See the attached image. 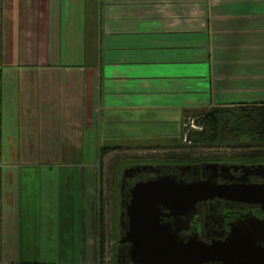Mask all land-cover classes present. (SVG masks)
Listing matches in <instances>:
<instances>
[{
	"label": "crops",
	"instance_id": "obj_1",
	"mask_svg": "<svg viewBox=\"0 0 264 264\" xmlns=\"http://www.w3.org/2000/svg\"><path fill=\"white\" fill-rule=\"evenodd\" d=\"M257 103L264 0H0V264H98L99 147Z\"/></svg>",
	"mask_w": 264,
	"mask_h": 264
},
{
	"label": "water",
	"instance_id": "obj_2",
	"mask_svg": "<svg viewBox=\"0 0 264 264\" xmlns=\"http://www.w3.org/2000/svg\"><path fill=\"white\" fill-rule=\"evenodd\" d=\"M201 133V129L187 127L185 140L187 135ZM145 168L129 167L126 172H140ZM213 197L258 203L264 211V185L216 184L210 179L184 183L170 174L136 182L125 207L128 230L118 237L116 264L123 259L122 243L125 242L129 243L128 259L136 264H264V247L257 244L255 222L232 227L222 241L205 243L196 236L181 240L169 224L160 220L165 215L163 211L173 218L186 216L197 202ZM119 217L121 221L122 211Z\"/></svg>",
	"mask_w": 264,
	"mask_h": 264
},
{
	"label": "flooded vegetation",
	"instance_id": "obj_3",
	"mask_svg": "<svg viewBox=\"0 0 264 264\" xmlns=\"http://www.w3.org/2000/svg\"><path fill=\"white\" fill-rule=\"evenodd\" d=\"M255 148H241V151L226 154L190 156L189 161L163 163L159 160H130L124 162L123 169L119 172L120 175L116 177L114 204L117 238L115 247L117 248L118 245V237L123 236L128 230V217L125 214V207L130 199V189L136 182L157 175L170 174L176 180L184 183L210 179L216 184L264 185V157H245L247 154H243ZM142 166L146 168L140 172H126L129 167ZM120 211L123 212L121 221ZM163 213L165 215L160 218L161 222L169 224L175 234L183 241L193 236L205 243L212 240L222 241L230 233L232 227L247 222H255L257 244L264 247V211L258 203H245L213 197L197 202L194 210L186 216L181 215L178 218H173L166 215L167 211H163ZM122 245H124L125 251L120 264H136L130 262L126 254L129 243L125 242Z\"/></svg>",
	"mask_w": 264,
	"mask_h": 264
},
{
	"label": "trees",
	"instance_id": "obj_4",
	"mask_svg": "<svg viewBox=\"0 0 264 264\" xmlns=\"http://www.w3.org/2000/svg\"><path fill=\"white\" fill-rule=\"evenodd\" d=\"M189 116L195 118V123L203 130L198 136L187 135V141L205 143L206 145L236 148H251L243 154L245 157H264V103L237 104L212 106L207 110L192 112ZM185 117V116H184ZM182 138V136H181ZM180 138V139H181ZM122 149L121 146H100L98 158L101 159L110 150ZM139 158V157H136ZM191 157L184 153H168L164 160L159 162L189 161ZM121 160H115L116 167ZM116 174V173H115ZM116 175L112 184V196L115 198ZM98 217V264H104V245L107 235L104 198L99 190ZM115 230V229H114ZM113 244L116 243V230L111 233ZM115 257V256H114Z\"/></svg>",
	"mask_w": 264,
	"mask_h": 264
},
{
	"label": "rangeland",
	"instance_id": "obj_5",
	"mask_svg": "<svg viewBox=\"0 0 264 264\" xmlns=\"http://www.w3.org/2000/svg\"><path fill=\"white\" fill-rule=\"evenodd\" d=\"M181 124V123H180ZM145 135V136H144ZM144 135L136 138H128L124 136H113L107 139L109 144H123L136 143L152 144L141 147L128 146L122 149L110 150L101 159V166L99 168L100 188L103 191V198L105 203V218L107 235L104 245V264H116L115 251L116 247L113 244L111 233L116 228L115 219V204L114 198L111 194L114 176H119V172L123 169V164L126 161L135 160H164L168 153L179 154L184 153L187 156H201L216 153H233L241 151V148L236 147H221L206 145L205 143H194L182 141V128L179 126L177 120H162L152 121L146 123V130ZM104 141V138H101ZM103 144V142H102ZM139 157V158H136ZM78 158V157H77ZM97 159L98 154H97ZM121 160L118 167L114 161ZM116 173V174H115ZM47 259V258H46Z\"/></svg>",
	"mask_w": 264,
	"mask_h": 264
},
{
	"label": "built area",
	"instance_id": "obj_6",
	"mask_svg": "<svg viewBox=\"0 0 264 264\" xmlns=\"http://www.w3.org/2000/svg\"><path fill=\"white\" fill-rule=\"evenodd\" d=\"M180 123H181L180 125L182 128V138H181L182 141H186L185 140V129L187 127L194 128V129H200L201 128L198 124L195 123V118L192 116L182 117ZM186 142H189V141H186Z\"/></svg>",
	"mask_w": 264,
	"mask_h": 264
}]
</instances>
